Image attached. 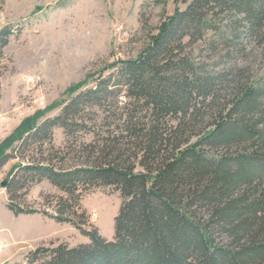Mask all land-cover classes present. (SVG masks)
Returning <instances> with one entry per match:
<instances>
[{
	"label": "trees",
	"instance_id": "1",
	"mask_svg": "<svg viewBox=\"0 0 264 264\" xmlns=\"http://www.w3.org/2000/svg\"><path fill=\"white\" fill-rule=\"evenodd\" d=\"M13 33L0 29V73ZM244 35L264 37V0H192L136 58L107 66L110 73L92 88L71 86L58 116L37 126L28 118L2 142L0 167L11 157L5 149L48 143L46 162L18 167L26 179H11L9 200L27 182L46 180L63 196L56 215H42L89 239L74 248L39 247L27 264H264V82L254 86L237 66L217 70L191 51L222 43L236 54ZM55 129L78 165H53L63 161L51 146ZM78 133L93 139L79 142ZM98 189L122 200L112 241L72 211ZM6 207L14 215L39 213Z\"/></svg>",
	"mask_w": 264,
	"mask_h": 264
},
{
	"label": "rangeland",
	"instance_id": "2",
	"mask_svg": "<svg viewBox=\"0 0 264 264\" xmlns=\"http://www.w3.org/2000/svg\"><path fill=\"white\" fill-rule=\"evenodd\" d=\"M191 1L0 2V29L9 26L14 32L4 49L0 73V145L28 118L33 119L31 125L37 126L58 116L63 105L74 95L67 92L71 86L83 82L80 90L92 88L99 76L106 77L110 73V70L103 72L107 66L118 60L136 58L159 25L176 10H185ZM237 43L241 51L236 54L233 45L222 43L213 50L208 44L198 43L191 51L217 70L237 66L243 70L244 80L254 86L261 85L264 82V37L244 35ZM227 55L230 57H225ZM96 114L99 116L96 124H100L101 117ZM93 117L89 114L84 118L87 125L92 124ZM76 137L84 143L93 139L92 134L78 133ZM65 143L63 131L55 129L51 146L54 152L59 151L58 157L63 161L54 160L53 165L67 169L80 162ZM19 144L13 143L12 146L18 147ZM50 148L47 142L42 147L29 142L20 150L5 149L11 157L0 167V184L6 181L9 185L15 175L19 180L21 177L26 179L18 167L46 162ZM10 196L11 200L6 188L0 186V224L7 225L12 231V235L0 231V264H27L28 252L39 247L64 244L74 248L89 243V239L74 226L56 223L42 215L43 212L56 215L57 199L63 196L48 181L27 182L25 187L16 189ZM1 201L5 207L11 203L39 213L14 216ZM121 202L118 192L98 189L83 195L79 207L72 211L76 212V220L86 222V229L96 228L104 239L112 241L114 218Z\"/></svg>",
	"mask_w": 264,
	"mask_h": 264
},
{
	"label": "crops",
	"instance_id": "3",
	"mask_svg": "<svg viewBox=\"0 0 264 264\" xmlns=\"http://www.w3.org/2000/svg\"><path fill=\"white\" fill-rule=\"evenodd\" d=\"M3 201V200H2ZM2 201H1V203H2ZM3 204V203H2ZM4 208H6L5 207V205L3 204L2 205ZM7 209V208H6ZM14 215V214H13ZM14 216H22V215H14ZM43 217V216H42ZM44 219H47V218H45V217H43ZM0 231H2V232H4V233H7V234H9V235H12V231H11V229H10V227H8L7 225H4V224H0Z\"/></svg>",
	"mask_w": 264,
	"mask_h": 264
},
{
	"label": "water",
	"instance_id": "4",
	"mask_svg": "<svg viewBox=\"0 0 264 264\" xmlns=\"http://www.w3.org/2000/svg\"><path fill=\"white\" fill-rule=\"evenodd\" d=\"M0 186H1V188H6V186H7V182H6V181L2 182V183L0 184Z\"/></svg>",
	"mask_w": 264,
	"mask_h": 264
}]
</instances>
